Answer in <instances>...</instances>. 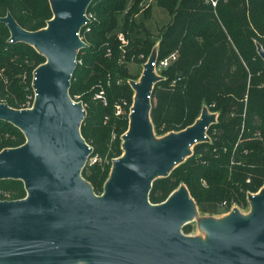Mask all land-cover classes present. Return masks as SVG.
Listing matches in <instances>:
<instances>
[{
    "label": "water",
    "instance_id": "95a60500",
    "mask_svg": "<svg viewBox=\"0 0 264 264\" xmlns=\"http://www.w3.org/2000/svg\"><path fill=\"white\" fill-rule=\"evenodd\" d=\"M93 0H48L52 16L37 30L0 16L9 40L32 46L45 61L33 71V102L13 108L0 101V119L24 142L0 150V180H20L25 196L0 200V264H264V185L248 193L249 211L200 217L204 236L182 227L199 215L181 183L165 200L150 202L155 179L166 177L207 141L217 113L203 105L180 131L155 134L150 95L162 77L152 48L133 90L122 153L111 163L100 194L81 175L92 147L80 132L86 112L69 95L77 53L87 44L79 31ZM264 61V50L257 44Z\"/></svg>",
    "mask_w": 264,
    "mask_h": 264
},
{
    "label": "trees",
    "instance_id": "16d2710c",
    "mask_svg": "<svg viewBox=\"0 0 264 264\" xmlns=\"http://www.w3.org/2000/svg\"><path fill=\"white\" fill-rule=\"evenodd\" d=\"M154 6L168 15L157 33L149 23ZM7 12L32 31L52 16L48 0H0V16ZM86 13L90 21L79 35L87 46L77 53L69 95L86 112L80 132L96 160L87 161L81 175L93 191L102 192L112 160L122 153L133 97L129 80L135 78L129 65L141 66L157 44V61L175 58L158 70L162 78L150 95L155 134L191 125L203 105L217 119L207 141L153 181L150 202H162L184 183L203 213L222 201L247 205L248 193L264 184V61L257 52V44L264 50V0H93ZM9 36L0 22V101L30 107L33 71L45 58ZM100 91L103 98H95ZM24 140L17 127L0 119V150ZM0 188L11 191L10 199L25 196L20 180H0ZM182 230L188 233L190 226Z\"/></svg>",
    "mask_w": 264,
    "mask_h": 264
},
{
    "label": "rangeland",
    "instance_id": "374dc122",
    "mask_svg": "<svg viewBox=\"0 0 264 264\" xmlns=\"http://www.w3.org/2000/svg\"><path fill=\"white\" fill-rule=\"evenodd\" d=\"M152 8H153V10H152V16L153 17L149 20V23H150V27L153 30V32L157 33L158 28L161 27L168 20V15L166 14V12H164L160 8H157L155 6ZM119 35H118V38H119ZM129 69H130V72L135 75V78L132 80H138L141 73H142V70H143L142 65L140 66V65L132 64V65H129ZM155 72L158 75H160L158 70H155ZM87 161H89V163H93L91 161V157H88ZM6 191H8V190H6ZM8 192H10V194H11V191H8ZM233 208H237L241 213L245 214L249 211V204L247 203V205H245V206H238L234 202H231V203H226L225 206L222 208H219L218 205H215V208L210 212H204L203 213V212L199 211L198 212L199 215H197L190 223H188V225L190 226V231L188 233H185L183 230L182 231L186 235H189V236H201V237H203L204 232L197 225L198 219L200 217H203V216L204 217L211 216V217H216V218L222 217L225 214H227L229 210H231Z\"/></svg>",
    "mask_w": 264,
    "mask_h": 264
},
{
    "label": "built area",
    "instance_id": "2783aa9c",
    "mask_svg": "<svg viewBox=\"0 0 264 264\" xmlns=\"http://www.w3.org/2000/svg\"><path fill=\"white\" fill-rule=\"evenodd\" d=\"M150 1H153V0H149ZM88 18L90 17V15H87ZM80 36V35H79ZM81 37V36H80ZM119 39L121 40L122 43H125V40L123 38V36L120 34L119 35ZM10 42H12L11 40H9ZM175 58V55L174 54H171L170 56L166 57V58H163L162 60L160 61H157L155 60L153 62V67L155 70H159L160 68H164L166 66H168V64ZM102 94L103 92L100 91L99 93H97L95 95V98H103L102 97ZM103 103L106 104V101L105 99H103ZM121 112V108L119 106H116V114H119ZM96 160L95 157H91V161L94 162ZM10 199V192L6 191L5 189L1 188L0 189V200H9ZM226 204L225 201H222L218 204V207L219 208H222L224 207Z\"/></svg>",
    "mask_w": 264,
    "mask_h": 264
},
{
    "label": "crops",
    "instance_id": "0c3cea01",
    "mask_svg": "<svg viewBox=\"0 0 264 264\" xmlns=\"http://www.w3.org/2000/svg\"><path fill=\"white\" fill-rule=\"evenodd\" d=\"M152 17H153V16H152ZM152 17H151V18H152ZM159 28H160V27H159Z\"/></svg>",
    "mask_w": 264,
    "mask_h": 264
}]
</instances>
